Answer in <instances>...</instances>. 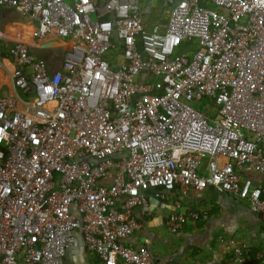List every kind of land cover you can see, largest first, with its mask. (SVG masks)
Instances as JSON below:
<instances>
[{"label": "built area", "instance_id": "2783aa9c", "mask_svg": "<svg viewBox=\"0 0 264 264\" xmlns=\"http://www.w3.org/2000/svg\"><path fill=\"white\" fill-rule=\"evenodd\" d=\"M200 1L167 0L166 26L148 32L140 0H0L36 24L34 40L73 41L56 74L26 43L1 59L24 99L0 97V264H62L78 230L100 264H157L122 243L150 192L177 187L247 202L264 240V0ZM193 42L192 58L175 53ZM204 98L215 117L192 106ZM251 254L233 246L220 264Z\"/></svg>", "mask_w": 264, "mask_h": 264}, {"label": "crops", "instance_id": "0c3cea01", "mask_svg": "<svg viewBox=\"0 0 264 264\" xmlns=\"http://www.w3.org/2000/svg\"><path fill=\"white\" fill-rule=\"evenodd\" d=\"M140 6L145 30L162 31L171 9L167 0H140ZM0 18L5 38L0 42V62L6 68L0 71V97L10 95L22 100L24 98L12 85L13 66L6 60L1 61L8 49L17 43L28 44L31 53L47 63L51 74H56L61 72L64 55L73 41L62 40L57 34L45 40H34L36 24L16 9H0ZM3 51L5 54H1ZM206 169L207 162L202 164L204 173ZM242 177L255 185L261 181L260 174L250 168L242 172ZM111 180L109 175L101 183L106 186ZM157 193L160 189L152 190L147 206L135 211L142 229L123 241L125 247L148 248L157 264H220L229 259L233 246L246 245L252 249L253 261L248 264H264L263 225L247 202L218 194L213 189L198 192L177 187L172 193H167L166 200L157 197ZM194 214L198 215L197 220L190 219ZM173 215L189 217L183 230L176 235L167 225ZM74 237L75 243L67 251L62 264H100L99 258L87 250L82 231H75Z\"/></svg>", "mask_w": 264, "mask_h": 264}, {"label": "rangeland", "instance_id": "374dc122", "mask_svg": "<svg viewBox=\"0 0 264 264\" xmlns=\"http://www.w3.org/2000/svg\"><path fill=\"white\" fill-rule=\"evenodd\" d=\"M100 1L103 2L105 0H100ZM70 4H71V2H70ZM94 19L95 18H93V20ZM175 53L176 54L183 53V55L185 57L192 58L197 53V46H196V44L194 42H193V44L182 45V47L179 50H177ZM1 54H5L4 51ZM192 106L196 110H202L203 108H205L203 110V112L206 113V114H208V110H211V112H210V116L211 117H215L216 114H217V111L215 109L216 105H215L214 101L211 100V99L204 98L201 102L192 103ZM206 162H207V160H204L203 164H206Z\"/></svg>", "mask_w": 264, "mask_h": 264}, {"label": "trees", "instance_id": "16d2710c", "mask_svg": "<svg viewBox=\"0 0 264 264\" xmlns=\"http://www.w3.org/2000/svg\"><path fill=\"white\" fill-rule=\"evenodd\" d=\"M201 1H202V0H201ZM201 1H200V6H201L202 8H212V6H211L210 4H208V1H209V0H206V2H204V3L202 2L204 5L201 3ZM100 3H101V1L99 2V5H100ZM192 44H193V43H192Z\"/></svg>", "mask_w": 264, "mask_h": 264}]
</instances>
